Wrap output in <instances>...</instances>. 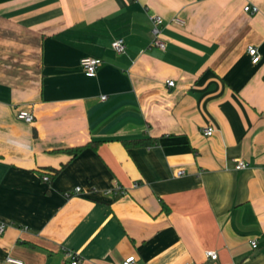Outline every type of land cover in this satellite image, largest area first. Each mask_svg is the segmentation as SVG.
Returning a JSON list of instances; mask_svg holds the SVG:
<instances>
[{"label": "crops", "instance_id": "0c3cea01", "mask_svg": "<svg viewBox=\"0 0 264 264\" xmlns=\"http://www.w3.org/2000/svg\"><path fill=\"white\" fill-rule=\"evenodd\" d=\"M263 74L264 0H0V264H264Z\"/></svg>", "mask_w": 264, "mask_h": 264}, {"label": "built area", "instance_id": "2783aa9c", "mask_svg": "<svg viewBox=\"0 0 264 264\" xmlns=\"http://www.w3.org/2000/svg\"><path fill=\"white\" fill-rule=\"evenodd\" d=\"M242 9L244 11H248V10L255 11V7L250 8L249 6H244ZM149 20L152 25L150 45L155 46L159 48L160 50H163L164 43L159 38V34H160L159 25L162 23V19L157 15H151L149 16ZM172 22H175L177 24L183 23V21L177 17L172 18ZM110 47L114 52L122 53L124 51L125 44L122 38H116L111 41ZM246 51L248 55L250 56V61L252 63H256L258 61V55L256 54L255 48L252 46H248ZM99 65H100V60L97 57L83 56L79 60V67L82 73L87 77H93ZM172 84H173L172 80L166 81V85L171 86ZM103 98L104 96H101V99ZM15 117L27 123H30L33 120L32 114L23 109H17L15 112ZM212 131L213 129L211 126H204L200 129V133L204 136L211 135ZM244 166L245 164L242 163L241 161H237L234 165L235 169H240V168H243ZM43 179L46 180V177H43ZM78 191H79L78 187L73 188V192H78ZM120 192H122V190H120ZM3 230H4V225L0 223V234L3 232ZM250 245L251 247H255V242L253 240L250 241ZM204 254H205V257L210 260H213L216 258V253L211 250H206ZM66 256L68 257L67 264H78L79 260L73 253L68 252L66 253ZM5 261L9 263H13V264H21L20 261L10 258V257H7ZM121 264H135V257L133 255H128L121 261ZM181 264H195V263L191 261H186Z\"/></svg>", "mask_w": 264, "mask_h": 264}, {"label": "trees", "instance_id": "16d2710c", "mask_svg": "<svg viewBox=\"0 0 264 264\" xmlns=\"http://www.w3.org/2000/svg\"><path fill=\"white\" fill-rule=\"evenodd\" d=\"M141 141H142V139H138V140H136L135 142H137V143H141ZM143 141L146 142V140H143Z\"/></svg>", "mask_w": 264, "mask_h": 264}]
</instances>
